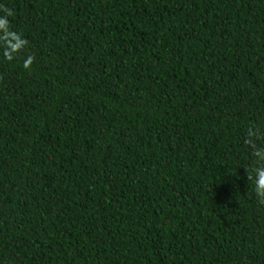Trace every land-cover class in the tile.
I'll return each mask as SVG.
<instances>
[{"label": "trees", "instance_id": "obj_1", "mask_svg": "<svg viewBox=\"0 0 264 264\" xmlns=\"http://www.w3.org/2000/svg\"><path fill=\"white\" fill-rule=\"evenodd\" d=\"M258 150L264 0H0V264H264Z\"/></svg>", "mask_w": 264, "mask_h": 264}, {"label": "clouds", "instance_id": "obj_2", "mask_svg": "<svg viewBox=\"0 0 264 264\" xmlns=\"http://www.w3.org/2000/svg\"><path fill=\"white\" fill-rule=\"evenodd\" d=\"M250 136L252 133L249 134ZM249 140H246L245 143H249ZM255 155L257 157L264 158V150L256 151ZM255 192L256 195L264 201V168H258L256 170V181H255Z\"/></svg>", "mask_w": 264, "mask_h": 264}]
</instances>
